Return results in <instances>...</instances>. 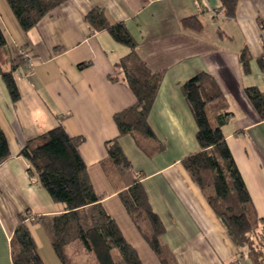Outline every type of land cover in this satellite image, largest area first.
I'll list each match as a JSON object with an SVG mask.
<instances>
[{"label":"crops","instance_id":"crops-1","mask_svg":"<svg viewBox=\"0 0 264 264\" xmlns=\"http://www.w3.org/2000/svg\"><path fill=\"white\" fill-rule=\"evenodd\" d=\"M220 7V0H65L24 32L7 1L0 0V27L10 56L24 58L14 72L19 102L11 100L0 78V128L10 150L0 165V264H12L11 239L26 212L44 263L61 264L52 247L51 226L65 208L29 176V164L21 156L28 140L59 123L70 137L83 138L78 151L94 190L141 264L161 262L119 196L135 179L164 226L162 244L176 264L246 263L182 165L200 151L183 85L207 73L224 101L221 108H207L210 125L217 126L218 114H231L222 131L253 206L264 217V121L245 94L247 87L264 92L259 63H264V0H239L235 18L225 17ZM95 9L103 10L111 23H123L138 43L140 60L161 75L147 116L151 139L120 135L116 116L137 102L120 67L130 49L107 31L93 32L86 15ZM193 16L201 21L200 31L183 27L182 20ZM245 50L251 57L248 74L240 61ZM114 139L131 164L129 174L111 165L107 142ZM96 263L91 254L76 264Z\"/></svg>","mask_w":264,"mask_h":264},{"label":"trees","instance_id":"trees-1","mask_svg":"<svg viewBox=\"0 0 264 264\" xmlns=\"http://www.w3.org/2000/svg\"><path fill=\"white\" fill-rule=\"evenodd\" d=\"M6 1L24 32L35 28L44 16L65 2ZM220 1L219 9L223 15L235 18L239 0ZM86 20L93 32L107 31L115 42L130 49V53L121 60L120 67L137 102L116 116L120 135L153 138L147 116L161 75L153 74L140 60L136 54L138 43L123 23H111L100 9L89 12ZM182 24L184 28L196 31L202 29L197 16L183 19ZM240 61L248 74L251 57L246 50L241 53ZM23 62V56L11 58L0 27V78L14 103L21 99L14 72ZM259 63L264 70L263 61L259 60ZM183 91L197 123L200 151L183 159L182 165L205 193L213 212L241 251L240 257H246L245 264H264V217H260L253 206L222 131V126L229 121L231 114H218L215 118L216 127H212L208 119L209 106L217 109L224 105L219 86L213 77L200 73L183 85ZM245 94L264 121V92L257 87H247ZM82 142L81 137H70L59 123L53 129L28 140L21 151V156L29 164V176L36 178L52 199L65 208L62 214L52 218L53 250L62 264H76L83 255L91 254L95 256L96 264H141L137 251L126 241L115 220L105 210L102 197L94 190L87 166L78 151ZM162 148L159 146V150ZM107 151L111 165L120 174H129L131 164L117 139L107 142ZM9 156V145L0 128V165ZM119 196L161 264H176L164 250L161 240L164 226L151 208L141 182L135 179ZM30 218L29 212L19 216L11 239L12 264H45L27 227L26 222Z\"/></svg>","mask_w":264,"mask_h":264},{"label":"rangeland","instance_id":"rangeland-1","mask_svg":"<svg viewBox=\"0 0 264 264\" xmlns=\"http://www.w3.org/2000/svg\"><path fill=\"white\" fill-rule=\"evenodd\" d=\"M203 22H204V25H205V27H206V30L209 31V29H210V28H209V25H208L209 22H207L206 20H204ZM119 46H121V45H119ZM121 47H123V46H121ZM60 263H61V262H60ZM61 264H62V263H61Z\"/></svg>","mask_w":264,"mask_h":264},{"label":"built area","instance_id":"built-area-1","mask_svg":"<svg viewBox=\"0 0 264 264\" xmlns=\"http://www.w3.org/2000/svg\"><path fill=\"white\" fill-rule=\"evenodd\" d=\"M29 63H31V61H29Z\"/></svg>","mask_w":264,"mask_h":264}]
</instances>
